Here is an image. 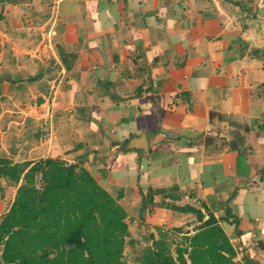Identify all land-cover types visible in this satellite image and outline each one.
Wrapping results in <instances>:
<instances>
[{"label": "crops", "instance_id": "crops-1", "mask_svg": "<svg viewBox=\"0 0 264 264\" xmlns=\"http://www.w3.org/2000/svg\"><path fill=\"white\" fill-rule=\"evenodd\" d=\"M0 158L85 168L130 236L211 213L264 264V0H0Z\"/></svg>", "mask_w": 264, "mask_h": 264}, {"label": "trees", "instance_id": "trees-1", "mask_svg": "<svg viewBox=\"0 0 264 264\" xmlns=\"http://www.w3.org/2000/svg\"><path fill=\"white\" fill-rule=\"evenodd\" d=\"M0 178L15 184L21 180L0 222V264H128L123 256L130 237L126 212L88 170L53 158L32 165L0 158ZM196 212L200 224L192 234L174 236L156 228L144 237L149 243L136 260L252 264L246 256L236 259L235 248L213 214L202 221L204 215Z\"/></svg>", "mask_w": 264, "mask_h": 264}, {"label": "rangeland", "instance_id": "rangeland-1", "mask_svg": "<svg viewBox=\"0 0 264 264\" xmlns=\"http://www.w3.org/2000/svg\"><path fill=\"white\" fill-rule=\"evenodd\" d=\"M172 230H168L169 233L173 234H177V232L175 231L178 228H171ZM166 230V229H165ZM149 233L146 234H134L131 235L130 237L126 238V244L124 246L123 249V256L124 259L127 261L128 264H140L137 260H136V256L139 253V250H141V248L143 246H145L146 244L149 243V240H146L144 237L147 236ZM179 234H177L178 236ZM175 236V235H174Z\"/></svg>", "mask_w": 264, "mask_h": 264}, {"label": "built area", "instance_id": "built-area-1", "mask_svg": "<svg viewBox=\"0 0 264 264\" xmlns=\"http://www.w3.org/2000/svg\"><path fill=\"white\" fill-rule=\"evenodd\" d=\"M59 83V82H58Z\"/></svg>", "mask_w": 264, "mask_h": 264}]
</instances>
